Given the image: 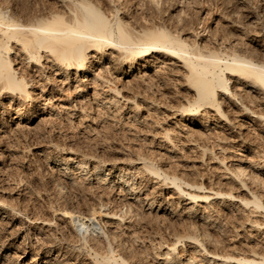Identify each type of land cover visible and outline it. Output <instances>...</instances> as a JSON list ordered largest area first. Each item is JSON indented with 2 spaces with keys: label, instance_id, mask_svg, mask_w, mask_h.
Returning a JSON list of instances; mask_svg holds the SVG:
<instances>
[{
  "label": "rangeland",
  "instance_id": "374dc122",
  "mask_svg": "<svg viewBox=\"0 0 264 264\" xmlns=\"http://www.w3.org/2000/svg\"><path fill=\"white\" fill-rule=\"evenodd\" d=\"M4 1L5 0H0L1 3L8 5L11 11L13 10L15 12L16 17L24 21H31L36 18L45 17L52 13V11H58L60 14L66 15L69 11L67 2L79 0ZM91 2L97 4L99 7L101 6V10L105 12L112 10V4L116 2V4L119 5V8H117L118 16L121 17L124 14L121 18H125V22L129 25H136V23L144 25V22L147 21L144 26L147 24H149L147 26H151L152 24L165 27L167 30L169 29V31H171V29L172 31H176L183 25L178 31L183 34V37L187 36L186 39L190 42H193V40L197 42L199 40L198 43H203L201 46L205 47L206 45V48L209 47L208 49L217 50V48L219 49L221 46V43L224 42L222 45L227 48L232 40H237L239 44L241 42L240 46H243L242 48L247 46L246 48L248 50L255 51L254 53L257 58H264V0H155V2L151 0H91ZM178 16L182 18L180 17L181 19H178ZM136 20L137 22H135ZM174 20L176 21L175 24L173 23ZM170 21L173 22L171 23ZM174 28L176 29L174 30ZM230 35H232V37H230ZM223 36L226 37V39H222ZM217 41L218 43H216ZM209 44L211 46H208ZM251 46L252 49H250ZM220 49H222V46ZM11 55H13V53H11ZM162 57L163 59L165 58V62L163 61L162 66H158L160 70L157 69V71L154 72L151 67L143 68V71L137 74V70L134 69L133 71L135 72H128L129 74L126 76L116 71L117 64H115V66L114 63L110 62L109 64L107 63L108 66L105 63L108 67L104 65L106 69L103 68V70L99 62L96 61L97 59L94 61V59L92 60V58H89L92 60V64H94L91 72L100 73L112 80V82L114 81V86L120 88L119 95H121V99H119V102L123 107L120 112L112 111L113 113L116 112L115 114L110 113V108L107 110L98 106L96 99L90 94L93 86L99 89L98 86L102 83L90 80L91 75H93L90 73L87 74L88 76H81V79L85 78V81L90 82L87 83L82 80L81 88L85 84L86 86H83V88H86L81 91L82 93L80 95L76 93L75 85L77 82L69 81L68 84L61 83V85H59V80L62 78L59 76H56L52 82L53 84L56 83V85L53 86L56 91L55 89L52 90L53 96L51 99H47L49 96L48 88H50L48 84L45 87V89L47 88L46 91L44 89L43 91H39L38 88L35 89V92H38V95L35 96L37 99L36 102L40 105H42V102H47L48 104L45 106L44 110L37 107L34 108L35 111L33 110L30 117H25L24 119L15 117L17 114L13 113L12 102H9L6 97L0 96V203L4 201L2 205L7 207L6 209L8 211L7 216L0 218V244L8 247V260L11 263L18 260L16 258L20 254L25 255L26 259H29L32 254H35V257H39L38 259L36 258V260L40 262V257L45 253L49 258H52V264H109L107 260L102 258L104 254L108 253L109 247L113 250L115 249V252L117 250L116 253H118L119 247L113 244L112 241L109 243L100 233L98 235H95V233L89 234L87 240L79 238V235L73 231L74 229L68 219L65 215L63 216L62 209L64 208L70 207V209L80 211L87 215L91 213L93 209L98 211L100 206L98 204L99 202L97 203L95 197L91 196L90 193L87 194L80 189L70 187L68 184L66 185L62 182V178H60V175L52 166V157H57L67 151L84 155L91 160L106 165L124 164L130 173H136L132 176H134V181L138 183L141 190L144 191L143 194L147 193L149 197H153L152 199H167V202L170 203L168 206L173 209L175 205H177V207H175L176 212L173 214L174 216L169 214V216L167 214L163 215V213L160 215L159 212L156 217H161L158 218H155L151 214H143V211L137 207V211H139L138 215L141 219L138 215L137 218H135L136 216L125 218L122 225H119V230L116 229L119 237L125 242L126 247H129L128 250L132 251V253L134 252L133 254L136 257L133 261L135 262L134 264H153V260H151L152 255L154 251H156L155 249H158L159 243L161 244L160 246L165 248L169 246L172 243L170 241L174 239L175 242L176 239H178L176 248L178 247L177 249L180 254L190 256L196 255L193 249H190L189 245H187L189 238L187 233L191 225H199L197 221L191 217H187V215L181 211L180 207L182 203L180 202H187L188 200H180L179 191H176L175 186L169 182H165L163 175L156 178L150 173L137 170L136 167L138 164L136 163V165L135 161L145 159L158 167L161 172H170L169 175L174 172L178 180L182 181L183 179V182L189 184L196 183L197 181L198 183L193 184V189L194 186L196 187V185L202 184L206 191H209L211 188L212 192L216 189L221 191L226 190V192L232 190L229 192H231L234 197L235 195L247 197L245 188L240 189L241 187L237 185V182L230 178H228L227 181L221 178L222 172H225L223 166L229 167L233 157L236 159L240 156L239 154L234 155L235 148L233 145L237 146L241 144V141L237 140L238 138L235 137V132L238 131L241 125L243 126L240 129L245 131L246 135H249L251 132V136H249L251 140H253L252 144L256 145L254 140L258 145L263 144L259 147V149L261 148L262 150H264V132H261L259 126L247 119L245 115H242L239 109L235 107L230 109L227 107V104L224 103L223 108H229L227 110V116L229 118L234 117L235 121L232 120L234 125L225 130L215 128V130L211 131L215 140L210 139L209 141H205L200 135L203 129L201 131L199 121L198 124L197 122L193 123L188 117L187 112L183 111V108L187 107L185 106L186 101L193 97V93L182 85V76L183 73H185V71H183L184 69L179 67L181 64L177 59H171L165 56ZM18 65L20 66V64H16V66ZM23 65L20 67L24 69L23 71L25 73L33 74L31 82L34 83V86H37L40 80L35 73L38 72V69L37 72L34 70L30 71V66L27 67L25 64V67ZM106 70H108V72ZM140 78H142V80ZM96 80L101 81L100 79ZM91 81L94 84H92ZM149 81L152 83H149ZM95 83L100 84L96 86ZM52 85L50 84V86ZM58 86L60 88H56ZM65 87L66 90H64ZM106 88L108 87L100 86L101 90L99 89V92H101V94L105 93ZM244 91H240L243 102L246 101L250 103L255 111L256 109L257 111L264 110V104L259 102V99L257 100L254 95ZM131 102L137 103L139 107L137 115H135L136 117L134 116L135 120L127 116L133 109ZM83 107L84 110L82 109ZM260 107L262 109H260ZM181 112L185 114L179 116ZM82 115L87 116L83 117ZM245 121L249 123H245ZM123 122H126V124L123 125ZM221 123L223 124V122ZM232 127L234 132L232 131V133L229 134ZM166 128L170 129L172 140L175 142V144L172 143L175 145V147L173 145L171 150L173 154H164V149H159L157 147V142L161 138L164 132L163 130ZM251 129L253 130L251 131ZM260 135L262 137H260ZM225 136L227 141H225ZM212 141H216V143L213 142L212 144ZM164 146L168 148V144H161L160 147ZM203 146L207 147L204 151L202 150ZM256 149L258 150V147H255V150ZM239 152L246 154L248 158H252L253 156L256 158L255 152H248L245 150H239ZM250 153L251 155L253 154L251 157ZM231 154L233 155L231 156ZM219 155L222 157L220 158ZM130 167L132 170H130ZM218 167H220V169ZM72 171L76 174L75 170ZM230 180L234 182L232 183ZM217 183L219 184L217 185ZM61 184H63L62 186L64 187V190L61 188L63 192L58 189V186ZM184 187L185 190L189 188L182 183L180 188L184 190ZM121 193L122 191L120 188L114 187L112 191L108 190L105 193L106 198L108 196V201L105 199L104 201H106V203L109 202L111 204V206H109L117 211L118 208L122 207V201L125 200L121 196ZM263 193L264 192L261 194ZM263 197L264 195L262 196V201L264 200ZM239 207H237L238 210H231V212L227 208L225 209V207L218 208L219 215L215 218V221L225 222L224 231L220 229L219 231L216 229V231L212 228L206 229L205 227L210 233V236L212 235V238L215 239H212L214 241L211 242V245L209 244L210 246L206 244L208 248L210 247L211 249L213 247L214 249L215 247L217 252L219 248L220 251L218 253L223 252L224 254L226 253L225 251H227L229 255H233L236 251L240 252L248 249L251 244L254 245V242L260 245L261 248H264V236L256 232L257 227H260V230L264 231V223H261L264 222V213L254 212L250 214V209H247L249 211L247 212L246 209L245 211ZM99 214L97 215V219L100 221V224L107 225L108 222L104 224V221L107 220V218H104L105 214ZM184 217L186 218L184 219ZM257 223L259 224L257 225ZM247 231L249 235H247ZM132 232H134L135 236L129 237L128 233L130 234ZM178 242H181V245ZM247 243H249V245ZM207 246L205 247L207 248ZM260 247L258 246L257 249ZM49 248H51V250ZM96 259L97 261L95 262Z\"/></svg>",
  "mask_w": 264,
  "mask_h": 264
},
{
  "label": "bare ground",
  "instance_id": "6f19581e",
  "mask_svg": "<svg viewBox=\"0 0 264 264\" xmlns=\"http://www.w3.org/2000/svg\"><path fill=\"white\" fill-rule=\"evenodd\" d=\"M5 1L7 2V0ZM151 1L155 2V0ZM67 5L69 7V11L66 15H62L58 11H52V13L45 17L36 18L31 21H24L21 18L16 17L15 12L13 10L11 11V8L8 5H4L0 2V96H4L8 99L9 102H12V109L14 110L13 113L17 114L15 117L23 119L25 117H30V115L33 113L34 108L36 107L44 110L45 106L48 103L42 102V105H40L38 102H36L37 99L35 96L38 95V92H35V89L38 88L39 91H43L44 89L46 91L47 88L45 89V87L48 84L50 88H48L49 96L47 97V99H51L53 96L52 90L55 89V87L53 86L56 85V83L53 84L52 82L56 76L62 77L61 80H59V85H61V83L68 84L69 81L75 83L77 82L75 85L76 93L80 95L82 93L81 91L86 88H83V86H86V84L81 88V83L83 82L82 80L85 79H81V76H86L88 73L93 74L91 75L90 80L102 82L100 85L101 87H108L105 89L107 92L104 90L105 93L101 94V92H99L100 86H98L100 83H95L96 86L99 87V89L92 85V92H90V94L93 95L94 99H96L97 105L107 110L108 108H110L111 114L116 113H113L112 111L120 112L122 111L123 107L119 102V99H121V95H119L120 88L114 86V81L112 82V80L106 78L100 73H94L93 71L92 73L91 70L92 66L94 65L92 64V60L94 59L95 61V59H97L96 61L99 62V65L102 69H106V67H104L105 63L109 64L110 62H112L114 63V65L117 64V70H115L119 74H123L126 76L127 74H129L128 72H132L134 69L137 70V74L138 72L143 71V68L145 69L151 67L154 72L157 71V69L160 70V67L158 68V66H162L165 59H163L162 56H165L171 59H177V61H179L181 64L179 67H182V69H184L183 71H185L182 76L183 79L180 76L179 77L182 79V85H184L188 89V91L190 90L193 93V97L186 101L185 106L187 107H184L183 111L187 112L188 117L193 123L197 122L198 124L199 121V124L201 125V131L203 129L202 132L199 130L201 132L200 135L205 139V141H209L210 139L215 140L214 136H212L211 133V131L215 130V128L225 130L234 125L232 121L234 120V117L229 118L227 116V110L229 108L232 109L233 107L239 109L242 115H245L247 119L251 120L255 125L259 126V130L261 132H264V112H262L264 111L262 109L263 107H260L262 111H257V109L255 111L253 109L254 107L252 108L250 103L246 101L243 102L241 96L242 94L240 93V91L245 90L244 92H249L251 95H254L257 100L259 99V102L264 104V58H257L254 53L255 51L253 52L252 50H248L246 48L247 46H244L245 48H242L243 46H240L241 42L239 44L237 40H232L227 48L222 45L224 43L223 42L220 44L222 46V49H220V45L218 49L216 44L215 45L217 50L208 49V46H211L210 44L207 46L208 48H206L205 44V47H203L201 46V44L203 43H198L199 40L197 42L194 40L193 42H190L188 39H186L187 36L183 37V34L178 31L182 28L183 25L176 31H172L171 29L172 32L169 31V29L167 30L165 27H162L161 25V27L152 24L151 26H147L149 24L144 26L145 22L147 21H143L144 25L139 23H136V25H129L125 22V18H121L124 14L121 17L118 16L117 8H119V5H117L116 2L112 4L113 9L109 12L101 10V6L99 7L97 4H93L91 0L68 1ZM180 17L178 16V19ZM135 22H137V20ZM170 22L172 23L173 21ZM175 22L176 21L174 20L173 23L175 24ZM175 29L176 28H174V30ZM223 37L222 39H226V37ZM230 37H232V35H230ZM216 43H218V41ZM250 49H252V46L250 47ZM11 53H13V55H11ZM89 58H92V60H90ZM16 64H20V66L23 64V66H25L26 64L27 67L30 66V71L34 70L35 72H37L38 69V72L35 73V75L38 76L37 78L40 80V84L38 83L37 86H34V83L31 82V79H33V74L31 75V73H25L23 71L24 69H22L19 65L16 66ZM106 71L108 72V70ZM96 79H100L101 81H98ZM140 79L142 80V78ZM150 82L151 81H149V83ZM50 84L53 85L50 86ZM66 87L64 90H66ZM56 88L60 87L58 86ZM131 103L133 109L127 116L134 119V116L137 115L139 107L137 103ZM224 103L227 104V107H229L228 109L223 108ZM82 109L84 110V107ZM184 114H182L181 112L179 116H182ZM221 122H223V124ZM245 123L249 122L245 121ZM124 124H126V122H123V125ZM242 126L243 125H241V127ZM240 128H238V131L235 132V137L238 138L237 140L241 141V144H238L237 146L233 145V147L235 148L234 155L239 154L240 156H238V158L236 159L233 157L229 164V167L223 166V168H225L223 169L225 170V172H222L221 178L226 179V181L228 178H230L231 180L237 182V185L241 187L240 189L245 188L247 197H240L236 195L234 197L233 194L229 192L232 190H227L228 192H226V190L221 191L219 189H216L212 192L211 188L209 189V191H206L202 184H198L196 185V187L194 186L193 189L192 186L193 184L198 183L197 181L196 183L189 184L183 182V179L182 181L178 180L173 171V173H171L172 175H169L170 172L167 173V171L161 172L158 167L149 163L145 159L141 161H135V164H138H136L137 170L150 173L156 178H159L160 175H163V179L165 180V182L173 184L176 191H179V198H181L180 200H188L187 202H180L182 203L180 207L181 211L185 215H187V217H191L199 224L198 226L191 225L189 228V232L187 233L189 235L187 245H189L190 249H193V252L196 253V255L193 254L194 256H190L180 254L177 249L178 247L176 248V242L178 241V239H176V242L175 239H172L174 242L170 241L172 242L170 244L171 246L169 245L165 248L160 246L161 244L159 243L158 249H155L156 251H154L152 255L151 260H153V264H264V248H261L260 245H257L255 242L254 245L251 244L248 249L240 252L236 251V253H234L233 255H229V252L227 253V251H225L226 253L224 254L223 252L218 253L220 251L219 248L217 252L215 247L214 249L213 247L210 249V247L208 248V246L206 245H211V242L215 240L214 238H212V235L210 236V233L206 230L207 228H212L213 230L218 229V231L220 229L224 231L223 228L225 222L222 223V221H215V218H217V216L219 215V207H225V209L227 208L231 212V210H238L237 207L240 206L244 210L250 209V214L254 212L264 213V200L262 201V196L264 195V193L261 194L262 192H264V150H262L261 148L259 149L260 145L263 144L258 145L255 140L254 143L258 146L252 144L253 140H251L250 138L251 132L249 133L250 136L248 134L246 135L245 131L241 130ZM252 130L253 129H251V131ZM163 131L164 132L162 133L161 138L157 142V147L159 149L163 148V152L165 151L164 154H169L172 153L171 150L175 142L172 140L170 129L166 128ZM232 131L234 132L233 127L231 131H229V134H231ZM260 137L262 136L260 135ZM225 141H227V138ZM213 142L216 143V141H212L211 143L213 144ZM161 144H168V148H165V146L160 147ZM255 147H258V150H255ZM206 149L207 147L203 146L202 150L204 151ZM239 150L255 152L256 158H254V156L252 157L253 159L248 158L246 154L243 153V155L241 152H239ZM232 155L233 154H231V156ZM252 155L250 153V157ZM51 163L60 175V178H62V182H64L66 185L68 184V186L70 187L80 189L82 192H85L87 194L90 193L91 196L95 197L97 203L99 202L98 204L100 206L98 208V211H95L93 209L92 212L87 215L83 214L80 211L70 209V207L62 209V213L63 216L65 215L72 228L74 229L72 230L79 235V238L87 240L89 234L95 233V235H98L100 233V235L104 236L109 243L112 241L113 244H116L117 247H119L118 253H116L117 250L115 252V249L113 250L111 247H109L108 253L102 256V258L107 260L109 264L135 263L133 262L134 258H136L133 254L134 252L132 253V251L128 250L129 247H126L125 242L122 238L119 237L118 232H116V229H118L119 225H122L125 218L133 216H136L135 218H137L139 212L137 211L138 208L143 211H141L143 214H151L155 218L161 217H156L159 212L160 215L161 213H163V215L169 214L171 216H174L173 214L176 212L175 207H177V205H175L174 209L172 207L170 208L168 206V204L170 205V203L167 202V199H152L153 197H149L147 193L143 194L144 191L141 190V187H139L138 183L134 181V176H132L135 172H133V174L130 173L126 165H124L123 163V165H106L104 163L91 160L84 155L73 153L71 151H67L66 153L54 158L52 157ZM218 168L220 169V167ZM72 170H75L76 174H74L75 172L73 173ZM130 170H132V168ZM182 183L191 189L188 188L187 190H185L184 187L185 191L182 190L180 188ZM63 184L59 186L57 185L59 191L64 188L62 186ZM218 184L219 183H217V185ZM114 187L120 188V190L122 191L121 196L125 199L121 203L122 207L118 208L117 211L113 210L110 207L111 204L109 202L106 203V201H104V199L108 201V196L106 198L105 193L108 190L112 191ZM3 202L0 203V218L8 215V211L6 209L7 207L2 205ZM248 210L247 212H249ZM99 213L105 214L104 218H107V220L104 221V224L108 222L107 225L100 224V221H98L97 219V215ZM176 217L178 218L177 214ZM139 218L141 219V217ZM185 218L186 217H184V219ZM258 224L259 223H257V225ZM256 232H258L259 235L263 234L264 236V231L260 230V227H257ZM247 235H249L248 231ZM128 236L134 237V232L130 234L128 233ZM178 243H180L181 245V242ZM247 244L249 245V243ZM204 245L207 246V248ZM258 246L260 248L257 249ZM49 249L51 250V248ZM8 257V247L0 244L1 264L53 263L51 260L52 258H49L45 253L40 257V262L36 260L37 257H35V254H32L29 259H26L25 255L20 254L16 258L18 260H16L14 263H11L8 260ZM96 261L97 259L95 260V262Z\"/></svg>",
  "mask_w": 264,
  "mask_h": 264
}]
</instances>
